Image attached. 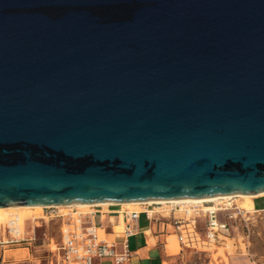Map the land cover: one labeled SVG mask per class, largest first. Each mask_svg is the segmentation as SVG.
<instances>
[{
  "label": "water",
  "instance_id": "95a60500",
  "mask_svg": "<svg viewBox=\"0 0 264 264\" xmlns=\"http://www.w3.org/2000/svg\"><path fill=\"white\" fill-rule=\"evenodd\" d=\"M264 191V0H0V206Z\"/></svg>",
  "mask_w": 264,
  "mask_h": 264
},
{
  "label": "built area",
  "instance_id": "2783aa9c",
  "mask_svg": "<svg viewBox=\"0 0 264 264\" xmlns=\"http://www.w3.org/2000/svg\"><path fill=\"white\" fill-rule=\"evenodd\" d=\"M232 198L217 202H187V203H146L137 208H122L120 205L111 207L109 214L114 219L108 227L114 233L122 234L123 240L115 242L102 236L105 225L102 214L106 212L102 206H91L83 212L71 208L64 213L61 247L51 248L49 263L60 264H94L95 259H111L114 264H128L130 252L126 238L138 232V218L144 214L150 221H166L174 230L178 243L184 248L198 250L184 242L185 225L189 223L204 241L214 242L220 234L233 229L238 222L248 228L247 211L233 203ZM58 212L57 207L44 206L43 209ZM220 215L222 218H220ZM203 219V232L199 229L198 219ZM121 223V230L115 231V226ZM24 231L19 224L18 215L10 217L5 225L0 226V245H21L26 242ZM120 246L121 250H117Z\"/></svg>",
  "mask_w": 264,
  "mask_h": 264
},
{
  "label": "crops",
  "instance_id": "0c3cea01",
  "mask_svg": "<svg viewBox=\"0 0 264 264\" xmlns=\"http://www.w3.org/2000/svg\"><path fill=\"white\" fill-rule=\"evenodd\" d=\"M253 202L255 211H264V205H261L258 201ZM110 210L112 209L108 208L107 210H103L106 212L102 214V221L105 227L101 234L109 240L119 242L123 240V235L112 232L108 227L109 221L114 219L113 215L109 214ZM45 225L47 231L44 233L45 239L41 242H37L36 235L41 224L34 223L27 225L24 231V237L27 240L23 244L11 246L0 245V264H51L49 263L50 255L48 252L49 229L47 224ZM187 225L190 224L187 223L185 227ZM187 229L188 228L184 231V242L187 245L198 248L197 251L206 248L210 249V246H208L209 241H204L199 234L197 235L199 238L197 240L193 239V237H186ZM173 236H176V234L166 221H150L144 214H140L138 218V232L126 238L128 250L130 252L128 264H184L182 252L184 249L188 248L181 246ZM219 236L226 235L220 234ZM219 236L213 242L214 244L219 242ZM201 242L206 243L202 248L200 246ZM23 250H27L26 255H24ZM117 250L120 251L121 247L118 246ZM52 264L60 263L53 262ZM94 264L114 263L111 259H95ZM251 264H264V261H252Z\"/></svg>",
  "mask_w": 264,
  "mask_h": 264
},
{
  "label": "rangeland",
  "instance_id": "374dc122",
  "mask_svg": "<svg viewBox=\"0 0 264 264\" xmlns=\"http://www.w3.org/2000/svg\"><path fill=\"white\" fill-rule=\"evenodd\" d=\"M233 203L241 206L242 198L231 199ZM253 201H258L261 205H264V196H258L252 198ZM102 206L101 209L107 210V207ZM72 208H76L70 206ZM122 208L125 206H121ZM90 208V207H89ZM89 208L78 209L80 211H87ZM58 210L60 208H57ZM134 209V208H131ZM70 211V209H65L63 211L53 212L52 209H43L39 214H32L28 219L24 220L23 223H19L23 231H25L27 225L40 223L41 226L36 232L37 242H41L45 239L44 233L46 230V225L49 229V245L53 249L56 243L59 242V232L58 225L60 220L50 219L46 217L49 214H64ZM249 216L248 228L243 223H239L233 228L229 229L224 234L227 236H219V242L213 243L209 242L210 249H200V251H193L191 249H184V264H251L252 261L261 262L264 261V211H247ZM220 218L222 216L220 215ZM64 221V217L62 216ZM47 220V221H46ZM3 224H0L2 226ZM199 229L203 232V219H198ZM187 232L186 237H196L193 229L190 225L186 226ZM177 240L176 236H173ZM233 238V239H232ZM178 242V240H177ZM201 248L206 245V243H200ZM58 246V245H57ZM177 251V249H176ZM24 255L27 254V250H23ZM8 254V252H7Z\"/></svg>",
  "mask_w": 264,
  "mask_h": 264
},
{
  "label": "bare ground",
  "instance_id": "6f19581e",
  "mask_svg": "<svg viewBox=\"0 0 264 264\" xmlns=\"http://www.w3.org/2000/svg\"><path fill=\"white\" fill-rule=\"evenodd\" d=\"M258 196H264V191L255 193V194H227V195H213L203 198H177V199H156V200H148L143 201L146 203H187V202H217L219 200H224L228 198H242V208L246 211H255L254 209V202L252 198L258 197ZM142 202H98V203H73V204H54L50 205L60 208V211H63L65 209H71L73 207H76L77 209H85L89 208L91 206H106V205H120L125 206L123 208H137ZM43 205H15V206H0V224L5 225L7 221L10 219V217L14 214L18 215V221L19 223H23L24 220L28 219L32 214H39L43 211ZM61 213V212H60ZM63 214L55 213V214H49L46 215V217L50 219H57L60 220L58 225V232H59V242L56 243V246L58 245L61 247L63 245L62 242V229L64 227V221L62 219ZM33 216V215H32ZM47 221V220H46ZM189 224V223H188ZM191 226V225H190ZM115 231L121 230V223L115 226ZM193 229V228H192ZM194 230V229H193ZM103 231H101L102 233ZM196 233V237H193V239H199L197 237L198 233L194 230ZM233 239V238H232ZM121 241V240H120Z\"/></svg>",
  "mask_w": 264,
  "mask_h": 264
}]
</instances>
